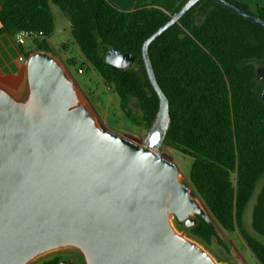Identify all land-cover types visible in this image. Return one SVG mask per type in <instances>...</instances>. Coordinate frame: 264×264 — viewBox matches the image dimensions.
<instances>
[{"label": "water", "instance_id": "1", "mask_svg": "<svg viewBox=\"0 0 264 264\" xmlns=\"http://www.w3.org/2000/svg\"><path fill=\"white\" fill-rule=\"evenodd\" d=\"M199 1L187 0L142 44L159 99L144 146L107 129L66 65L49 52L26 58L18 89L0 82V264H34L64 252L79 264H237L236 255L219 261L188 235L199 219L218 231L177 166L156 153L168 100L148 47ZM212 1L264 28L254 13ZM104 60L122 71L134 64L129 53L113 49ZM258 98L264 103V88Z\"/></svg>", "mask_w": 264, "mask_h": 264}, {"label": "trees", "instance_id": "2", "mask_svg": "<svg viewBox=\"0 0 264 264\" xmlns=\"http://www.w3.org/2000/svg\"><path fill=\"white\" fill-rule=\"evenodd\" d=\"M186 1L135 0L133 10L122 11L108 0H4L0 34L11 39L20 33L40 35L36 51L51 53L50 6L57 7L81 56L112 86L126 117L150 128L159 99L147 78L141 47ZM225 1L264 20L262 8ZM109 49L129 53L133 66L122 71L106 64ZM148 56L168 100L162 144L192 159L188 175L192 194L221 229L237 231L258 264H264V243L243 228L245 208L264 177V103L258 98L264 83L257 81L253 63L264 61V28L212 0H200L149 45ZM66 65L70 69L75 62ZM131 100L140 112L138 118L130 115ZM251 227L264 237V185L256 197ZM188 235L208 247L212 239L224 247L201 219ZM59 261L53 257L41 264Z\"/></svg>", "mask_w": 264, "mask_h": 264}, {"label": "rangeland", "instance_id": "3", "mask_svg": "<svg viewBox=\"0 0 264 264\" xmlns=\"http://www.w3.org/2000/svg\"><path fill=\"white\" fill-rule=\"evenodd\" d=\"M51 9L55 25L54 32L47 41L51 55H53L57 60H60L64 65H66L69 61L75 62L73 68H70L72 73L71 75L80 87L84 98L94 109L107 129L133 141L139 146H144V141L147 135L152 131L153 124L150 128H147L144 125L138 126L128 117H126L125 113L119 107L118 98L113 92L112 86L105 83L100 78V76L84 60L77 46L73 43L68 21L63 17L62 13L57 7L51 5ZM19 37L23 40L21 45L16 44L17 37L13 38L11 41H8L5 38L0 41V60L2 62L20 65L18 61V57L20 55H24L27 58L30 54L36 51V46L38 43H40V39H30L23 35H19ZM64 43L65 48L61 49V44ZM253 63L256 67L257 81L259 83H264V61ZM78 70H81V74H77ZM22 77L23 64L18 71V76H14V81H11V79L0 74V82L11 89L16 90L20 86ZM128 109L131 116L136 118L140 116L139 110L135 107V100H131ZM164 130L165 129L163 128L162 135L164 134ZM156 153L172 161L177 166L181 173V182L185 184L193 193L194 189L188 178L192 159L169 147L164 146L162 143ZM262 185H264V177L260 178L257 182L252 197L245 208L243 214V228L248 234L255 236L258 240L264 243V237L258 236L251 227L252 210ZM196 198L198 199L197 196ZM175 224L178 229H182V225L178 224L177 222H175ZM214 225L218 231L217 236L222 241L224 247L218 246L215 239H212V245L210 247L204 245L203 243L202 244L217 260L229 262L232 256L236 255L238 258L237 264H258L237 231L228 233L221 229L216 222H214ZM53 257H58L60 260H65L70 264H79L76 256L69 252L54 254L46 257L45 259ZM43 260H40L34 264H41V261Z\"/></svg>", "mask_w": 264, "mask_h": 264}, {"label": "crops", "instance_id": "4", "mask_svg": "<svg viewBox=\"0 0 264 264\" xmlns=\"http://www.w3.org/2000/svg\"><path fill=\"white\" fill-rule=\"evenodd\" d=\"M4 0H0V7L2 5ZM113 6H115L117 9L122 11H130L134 9L135 0H108ZM240 4L247 5L251 8H262L264 9V0H234ZM51 8V6H50ZM52 11V9H51ZM54 21V19H53ZM55 29V25H54ZM19 36V34L17 35ZM16 36V37H17ZM7 39L8 41H11L12 39L7 37L6 35L0 34V41L3 39ZM49 39V38H48ZM47 39V41H48ZM20 65L15 63H4L0 60V74L6 76L7 78L11 79V81H14V76H18V71L22 67L21 62H19Z\"/></svg>", "mask_w": 264, "mask_h": 264}, {"label": "built area", "instance_id": "5", "mask_svg": "<svg viewBox=\"0 0 264 264\" xmlns=\"http://www.w3.org/2000/svg\"><path fill=\"white\" fill-rule=\"evenodd\" d=\"M19 35H23V36L30 38V39H34V38L40 39V35H35V34H31V33L30 34L29 33H20ZM22 43H23V40L19 36H17L16 44L21 45ZM25 60H26V57L24 55H20L18 57V61L23 63V64H24ZM67 69L70 72V74H72L71 70L68 67H67ZM77 74H81V70H78Z\"/></svg>", "mask_w": 264, "mask_h": 264}, {"label": "bare ground", "instance_id": "6", "mask_svg": "<svg viewBox=\"0 0 264 264\" xmlns=\"http://www.w3.org/2000/svg\"><path fill=\"white\" fill-rule=\"evenodd\" d=\"M157 131L160 132V133H163V128H162L161 126H159V127L157 128Z\"/></svg>", "mask_w": 264, "mask_h": 264}, {"label": "flooded vegetation", "instance_id": "7", "mask_svg": "<svg viewBox=\"0 0 264 264\" xmlns=\"http://www.w3.org/2000/svg\"><path fill=\"white\" fill-rule=\"evenodd\" d=\"M67 264H70V263L67 262Z\"/></svg>", "mask_w": 264, "mask_h": 264}]
</instances>
